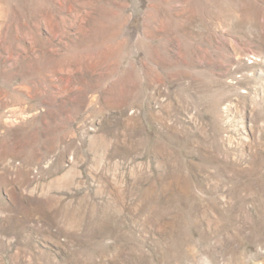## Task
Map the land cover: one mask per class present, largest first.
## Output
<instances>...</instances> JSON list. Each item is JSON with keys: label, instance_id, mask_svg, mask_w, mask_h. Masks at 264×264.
<instances>
[{"label": "rangeland", "instance_id": "374dc122", "mask_svg": "<svg viewBox=\"0 0 264 264\" xmlns=\"http://www.w3.org/2000/svg\"><path fill=\"white\" fill-rule=\"evenodd\" d=\"M0 264H264V0H0Z\"/></svg>", "mask_w": 264, "mask_h": 264}]
</instances>
